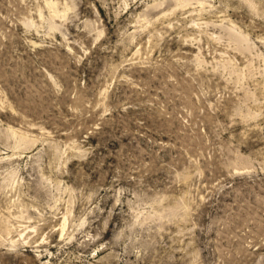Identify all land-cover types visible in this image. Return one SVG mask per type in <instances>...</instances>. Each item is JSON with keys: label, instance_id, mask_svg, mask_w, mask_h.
Instances as JSON below:
<instances>
[{"label": "rangeland", "instance_id": "rangeland-1", "mask_svg": "<svg viewBox=\"0 0 264 264\" xmlns=\"http://www.w3.org/2000/svg\"><path fill=\"white\" fill-rule=\"evenodd\" d=\"M0 264H264V0H0Z\"/></svg>", "mask_w": 264, "mask_h": 264}]
</instances>
